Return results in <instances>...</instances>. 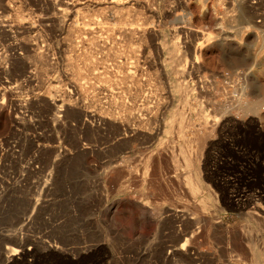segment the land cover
Listing matches in <instances>:
<instances>
[{
	"label": "rangeland",
	"instance_id": "374dc122",
	"mask_svg": "<svg viewBox=\"0 0 264 264\" xmlns=\"http://www.w3.org/2000/svg\"><path fill=\"white\" fill-rule=\"evenodd\" d=\"M136 4L0 30V264H264V0Z\"/></svg>",
	"mask_w": 264,
	"mask_h": 264
},
{
	"label": "bare ground",
	"instance_id": "6f19581e",
	"mask_svg": "<svg viewBox=\"0 0 264 264\" xmlns=\"http://www.w3.org/2000/svg\"><path fill=\"white\" fill-rule=\"evenodd\" d=\"M89 1H93V0H84V2H80V0H50L51 2V8L53 10H55L53 13L49 14V10L47 12H39L38 10H34L33 12L29 13L26 16H22L19 15L16 7L22 6L24 4V0H0V30H4L5 33H9L8 36L10 35V37L14 38L15 41L13 43H10L7 46V50L9 51V59L10 58H17L20 60L21 62V67L23 72L29 73L26 77L27 80H33L35 78L33 72H32V62L31 60H29V55L28 52L29 50H34L35 49V56L38 59H44L47 60L48 57V51H46L45 49H40L39 47V37L41 36V28L40 26L42 24H44L47 21L50 20H54L56 19V21L58 20V26L59 29L62 30L65 29V22L66 19H69L74 12H76L79 9V6H81V3H85L86 4ZM137 0H97V2L99 4H106L107 7L115 9L116 12H114L112 15H108L106 17H104L105 19L109 20H114L118 15V11L119 10H123L126 7L132 6L134 3L136 4ZM139 1V0H138ZM137 5V4H136ZM49 8V7H48ZM15 10V17L12 18V16L10 15V11ZM127 10V9H126ZM51 11V10H50ZM7 13L9 14V17L2 20V17H5L4 15H7ZM26 14V13H25ZM72 19V18H71ZM104 20V19H103ZM69 21V20H68ZM72 22V21H71ZM107 22V21H106ZM94 23V22H93ZM96 23V22H95ZM115 23V22H114ZM92 24V23H91ZM111 24V23H110ZM74 25V24H73ZM108 25V24H107ZM75 26V25H74ZM30 28L32 29V31L34 32V38L33 37H26L24 36V29L26 28ZM120 27V26H119ZM70 28V27H68ZM95 28V26H94ZM128 28V27H127ZM29 29V32H30ZM88 29L91 30L90 33H92L93 27H89ZM126 30V29H125ZM134 30L135 29V25H130V28H128V31H126V35H128L129 37H132L134 35ZM72 31V29H71ZM70 31V32H71ZM125 32V31H124ZM138 32V31H136ZM23 34V35H22ZM7 35V34H6ZM124 35V34H123ZM11 38V39H12ZM44 40V39H43ZM42 40V41H43ZM46 41V40H45ZM68 41V39H67ZM44 42V41H43ZM71 42V41H70ZM42 43V42H41ZM48 45V44H47ZM70 45V44H69ZM192 45V44H191ZM45 46V45H44ZM81 46V45H80ZM36 47V48H35ZM40 50H36V49ZM105 47V46H103ZM202 48L201 46H198L197 44L192 46V52H199V49ZM42 48V47H41ZM90 49V48H89ZM110 49V48H109ZM48 50V48H47ZM190 50V49H189ZM4 53V52H3ZM2 53V54H3ZM115 53V52H114ZM113 53V55H115ZM194 53V54H195ZM34 54V53H33ZM112 54V53H111ZM198 54V53H197ZM5 55V54H4ZM8 55V54H7ZM196 55V54H195ZM3 56V55H2ZM34 56V58H35ZM93 56V54L91 52H86L85 54H83V58L85 60H90V58ZM31 57V56H30ZM16 59V60H17ZM13 60V59H12ZM11 60V61H12ZM43 60V61H44ZM2 61V60H1ZM8 61V60H7ZM13 62V61H12ZM15 62V61H14ZM47 62V61H46ZM101 61H96V64H99ZM10 63V62H9ZM105 63V62H104ZM7 64V63H6ZM11 64V63H10ZM20 64V63H19ZM18 64V65H19ZM6 66V65H5ZM20 66V65H19ZM109 66V65H108ZM8 67V66H7ZM20 67V68H21ZM1 68V67H0ZM4 70V69H3ZM25 74V73H24ZM128 76V75H127ZM133 80V79H132ZM4 84V83H3ZM13 84L12 82H10V85ZM13 86V85H12ZM17 87L21 88L23 86V84L17 83L16 84ZM22 89V88H21ZM13 90V89H12ZM77 90V88H76ZM79 91V90H78ZM39 95V94H38ZM37 95V97H38ZM68 95V94H67ZM42 96V95H41ZM43 97V96H42ZM20 99V98H19ZM64 101V100H63ZM18 102V101H16ZM65 103V102H64ZM18 104V103H17ZM17 106V105H16ZM21 106V105H20ZM18 106V107H20ZM59 106V105H58ZM62 106V105H61ZM59 106V107H61ZM65 106V105H64ZM62 106V107H64ZM70 106V105H69ZM15 108V107H14ZM16 109V108H15ZM61 109V108H60ZM82 113V112H81ZM22 118V117H21ZM213 128V127H212ZM207 133V132H206ZM133 136V135H132ZM231 235V234H230ZM233 240V239H232ZM22 248V247H20ZM9 250V249H8ZM10 251V250H9ZM15 251V250H14ZM21 251V250H19ZM24 251V250H23ZM8 253V251H7ZM13 253V252H12ZM23 253V252H22ZM14 254V253H13ZM18 255V254H17ZM20 255V254H19ZM18 255V256H19ZM9 256V255H8ZM190 257V256H189ZM10 258V257H9ZM13 258V257H12Z\"/></svg>",
	"mask_w": 264,
	"mask_h": 264
}]
</instances>
